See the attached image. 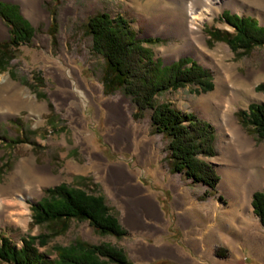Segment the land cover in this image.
<instances>
[{"label": "rangeland", "instance_id": "1", "mask_svg": "<svg viewBox=\"0 0 264 264\" xmlns=\"http://www.w3.org/2000/svg\"><path fill=\"white\" fill-rule=\"evenodd\" d=\"M0 2L16 5L19 14L34 29L28 43L3 48L2 44L9 41V29L0 18L4 27L0 30V115L5 114L0 117V199L16 202L17 194L24 196L25 186L41 187V194L31 195L20 204L14 202L13 210H10L11 221L5 223L0 219V237L20 247L21 239L25 236L45 233L44 228L33 225L31 206L41 199L46 189L63 183L102 196L110 213L125 230V235L119 239L99 236L87 222L70 221L65 231L51 235L47 245L39 248L48 257L54 256L52 249L55 246L83 241L121 249L131 264H225L226 258L231 255L233 242L261 247L264 227L252 213L250 203L249 206L246 201L238 204L218 188L221 180L219 170L225 164L217 161L220 154L217 124L226 106L232 111L238 125L253 140L255 147H264V141H257L249 135L236 116L238 111L245 110L251 103L264 104V94L256 90L258 84L264 83V47H255L250 53L242 55L231 51L224 42L212 41L209 32H233V28L222 18L224 12L251 17L264 26V0H237L236 10L224 7L217 16L204 20L201 25L203 44L197 46L194 52L178 56L168 55L182 41L173 30L170 10L165 6L167 0ZM102 11L112 17H125L140 39L159 38L161 43L144 45L151 51L153 59H159L166 65L187 57L210 71L213 83L211 91L202 93L196 87L186 86L169 91L158 100L170 102L183 113H193L213 127L214 156L202 159L218 175L214 189L193 183L180 174L170 173L165 161V141L160 135L151 132L150 111L136 117L134 105L122 90L116 89L109 93L104 91V61L92 51L91 38L84 30L87 18ZM152 22H158V25L153 28L150 26ZM6 58L9 61L3 66ZM65 60L73 61L81 71V78L100 92V95L95 93L93 99H88L78 114L72 111L69 104H62L56 98V93L63 91L56 76V68L66 67ZM75 78L78 79L77 76ZM217 86L222 96L220 111H216L213 117H207L201 108L209 102ZM104 98L113 101V109L117 112L129 116L127 125L144 132L149 148L148 154L141 161L136 154L123 149L114 150L107 142L105 133L108 110L99 101ZM38 105L43 108L35 109ZM93 154L101 155L107 164L127 163L132 172L138 173L140 182L156 195L155 200L163 213V220L153 219L151 223L161 226L162 232L152 234L148 229L133 228L125 222L124 204L119 199L125 195L117 197L113 193L101 173L93 167L96 163ZM85 165L91 167L82 169ZM34 167L47 171L48 181L44 183L34 177L31 173ZM169 177L174 179L184 193L182 208L176 205L175 194L167 185ZM263 186L264 181L243 196L245 199L250 196L251 200V194ZM206 189L207 194L204 193ZM23 208L27 212L25 224L16 221L17 214ZM181 209L188 210L189 225L185 229L188 231L187 236L178 223ZM195 209L197 212L202 210L200 221L194 213ZM202 220L205 223L202 224ZM211 225L215 228H210ZM207 231L211 234H207ZM158 245H169L174 251L168 255L147 253V250ZM217 250H220L219 256ZM243 263L263 264L245 251Z\"/></svg>", "mask_w": 264, "mask_h": 264}, {"label": "trees", "instance_id": "2", "mask_svg": "<svg viewBox=\"0 0 264 264\" xmlns=\"http://www.w3.org/2000/svg\"><path fill=\"white\" fill-rule=\"evenodd\" d=\"M0 18L9 29V41L3 48L28 43L33 27L19 14L14 4L0 2ZM222 18L233 32L210 31L212 41L224 42L235 53L248 54L255 47H264V26L251 17H240L224 12ZM122 15L112 17L107 12L89 16L85 33L91 38L92 51L104 61V91L120 89L135 107V116L150 111L151 132L165 141V161L170 173L180 174L193 183L214 189L218 175L203 157L214 156L215 131L211 124L193 113H183L170 102L158 98L186 86L205 93L213 88L209 70L190 58H180L163 65L153 59L144 45L161 43L159 38L140 39ZM6 58L5 66L8 63ZM256 90L264 94V83ZM240 125L257 141H264V104L251 103L236 113ZM208 193V189L205 190ZM252 213L264 227V186L251 194ZM34 226L45 233L25 236L20 247L0 237V262L10 264H131L121 249L110 245H94L74 241L67 246H55L53 257L41 253L51 235L67 229L70 221L87 222L99 236L125 235L116 217L110 213L104 198L92 192L59 184L44 191V195L31 206ZM220 255V250L216 251Z\"/></svg>", "mask_w": 264, "mask_h": 264}, {"label": "bare ground", "instance_id": "3", "mask_svg": "<svg viewBox=\"0 0 264 264\" xmlns=\"http://www.w3.org/2000/svg\"><path fill=\"white\" fill-rule=\"evenodd\" d=\"M236 5L237 0H167L165 6L170 10V20L173 30L175 35L182 41L176 44L168 55L178 56L183 53L194 52L196 47L201 46L204 41L201 31L203 21L217 16L224 7L236 10ZM157 23L152 22L150 26L154 28L158 25ZM3 29L4 27L0 23V30ZM64 63L66 67L58 66L56 68V76L58 77L60 86L63 88L62 92L59 90L60 93H56V98L62 104H69L72 111L78 114L81 113L85 102L88 99H93L95 93L100 95V92L99 90H95L93 86L88 85L86 80L81 78V71L73 61L65 60ZM76 76L78 79L75 78ZM256 78L255 76L253 77L254 80ZM218 86L216 87L217 90L211 94L209 102L201 108L207 117H213L216 111H220L219 105L222 103V96L218 91ZM99 101L108 110L107 131L105 133L107 142L114 150L123 149L136 154L141 161L148 154L147 150L149 148H147L149 143L145 142L144 132L130 124L127 125L129 116L127 117L126 113H119L113 109L115 104L111 99L104 98L99 99ZM237 101L235 99V103ZM42 108V105H38L35 109L40 110ZM4 115L1 114L0 117ZM217 131L220 134L218 144L220 154L217 161L225 164V167L219 170L221 180L218 188L229 194L238 204L246 201L249 206L250 196H247L245 199L243 195L253 191L257 185L264 181V147H255L253 140L238 125L232 115V111L226 106L220 115ZM93 155L96 157V163L93 167L101 173L103 180L112 188L113 193L117 197L122 194L125 195L124 197H119L124 204L125 222L133 228L148 229L153 232L152 234L162 232L161 226H155L151 223L153 219L163 220V213L160 211V207L155 200L156 195L140 182L138 173L132 172L127 163L107 164L101 155ZM90 167V165H85L82 166V169ZM31 170L34 177H37L40 181L44 183L48 181L49 173L47 171H41L38 167H34ZM167 185L175 194L176 205L182 208L185 198L183 196L184 193H182L180 187L172 177L168 178ZM31 187L30 185L25 186L26 192L24 196L17 194L16 202L4 198L0 199V219L3 222L11 221L10 210L14 206V202L15 204H20L22 200L30 198L31 195L41 194L40 186ZM187 209H181L182 211L180 210L181 212L178 213V223L184 229L186 236L188 231H185V229L189 225ZM201 211L198 210L197 212V209L194 210L199 221L203 217ZM26 214L27 212L23 208L17 214L18 219L16 221L25 224ZM201 223L205 222L202 220ZM210 228H215V226L211 225ZM207 234L211 233L207 231ZM233 237L236 238V234ZM231 245V248L235 247V244L231 243ZM173 251L169 245H158L147 250V253L168 255L172 254Z\"/></svg>", "mask_w": 264, "mask_h": 264}, {"label": "crops", "instance_id": "4", "mask_svg": "<svg viewBox=\"0 0 264 264\" xmlns=\"http://www.w3.org/2000/svg\"><path fill=\"white\" fill-rule=\"evenodd\" d=\"M261 240H262V245H260L261 247L259 248L253 247L254 244H249V243L247 244L232 243L233 245L235 244V247L231 248V255H229L226 258L227 261L225 262V264H244L243 263L244 251L249 256L258 258L264 264V238Z\"/></svg>", "mask_w": 264, "mask_h": 264}, {"label": "water", "instance_id": "5", "mask_svg": "<svg viewBox=\"0 0 264 264\" xmlns=\"http://www.w3.org/2000/svg\"><path fill=\"white\" fill-rule=\"evenodd\" d=\"M153 38H156V37H153ZM163 65H164V63H163Z\"/></svg>", "mask_w": 264, "mask_h": 264}]
</instances>
